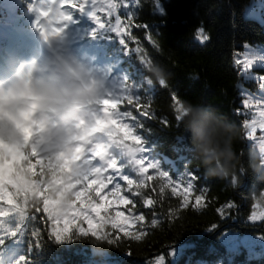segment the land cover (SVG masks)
I'll use <instances>...</instances> for the list:
<instances>
[{"label": "trees", "instance_id": "1", "mask_svg": "<svg viewBox=\"0 0 264 264\" xmlns=\"http://www.w3.org/2000/svg\"><path fill=\"white\" fill-rule=\"evenodd\" d=\"M260 2L264 3V0H159L163 12L160 14L154 11L153 0H143L144 6L138 8L135 22L149 26L155 44L148 42L143 28H136L134 35L148 54H133L129 62L137 71H132L133 74L144 83L141 103L149 104L153 118L140 116L135 108H128V111H132L143 124L138 128L145 141L155 148L167 167H177L182 177L185 172L196 177L189 206L180 207L182 197L173 196L170 188L166 189L161 201L157 196L156 179L146 183L141 191L157 199L158 203L154 209H146L140 202L141 197L133 198L137 201V209L147 217L144 229L148 234L140 241L126 237L118 239L113 233L121 237L123 233L111 229L110 225H102L96 232L76 233L70 238L64 232L50 235L47 234L48 225L38 219L36 231L29 236V244L37 255L35 263L155 264V259L164 255L166 264L177 260L186 264L188 255H191L194 261L204 260L208 264H220L222 259L230 260V264H264V255L250 257L246 250L229 254L220 242V235L224 232L239 236L264 233V222L252 224L247 219L260 196L264 195V183L256 182L250 167L259 164L257 153L264 148V139L259 137L264 133L257 130L256 139L247 140L248 129L242 125L245 119L251 120L256 109H243L241 101L244 97L238 91V81L242 80L257 94L258 79L249 80L238 75V69L233 65L234 51H243L245 45L264 51V9L253 7ZM200 27L206 30L204 35L210 37L206 43L196 39ZM135 46L133 44L131 48ZM144 57L148 58L146 66H142ZM154 68L162 69L167 75L166 88L149 83L150 79L155 80ZM252 74L264 75V68L255 67ZM173 94L178 95V104H173ZM182 100L214 109L235 126L234 149L239 159L236 188L218 178L205 179V168L197 167L201 161L192 149L190 133L175 119ZM238 109L245 115H236ZM153 185L157 186L156 191L152 190ZM201 191L205 192L207 206L197 210L193 207L194 197ZM228 202H234L238 207L229 209L231 215L221 219L216 209ZM39 208L33 202L32 209L37 212ZM153 211L160 221L156 227L149 226L154 218ZM169 211H175L174 218L169 217ZM212 224H217L218 228L208 232ZM137 228L139 225L134 231ZM189 243H194L196 248L180 257V248ZM172 248L178 250L175 258L169 255Z\"/></svg>", "mask_w": 264, "mask_h": 264}, {"label": "clouds", "instance_id": "2", "mask_svg": "<svg viewBox=\"0 0 264 264\" xmlns=\"http://www.w3.org/2000/svg\"><path fill=\"white\" fill-rule=\"evenodd\" d=\"M152 72L155 80L149 83L166 88L164 71L154 68ZM105 95L103 76L71 55L20 61L0 77V134L51 161V174L62 170L65 184L84 180L93 170L100 176L112 164L139 177L142 148L129 145L111 123L118 115L105 111ZM175 116L190 133L192 149L201 161L197 167L205 168V179L218 178L236 188L235 126L225 115L190 100L180 101ZM24 129L27 136L22 134ZM257 158L259 164L250 167L256 182L264 183V148ZM65 198L71 200V193Z\"/></svg>", "mask_w": 264, "mask_h": 264}, {"label": "snow or ice", "instance_id": "3", "mask_svg": "<svg viewBox=\"0 0 264 264\" xmlns=\"http://www.w3.org/2000/svg\"><path fill=\"white\" fill-rule=\"evenodd\" d=\"M62 2L70 7L75 6L82 14V17L90 19L95 23V26L98 29L102 30V35L109 36L108 33H114L117 38L116 42L120 45L119 51L122 54H127L130 57L133 54L136 56L138 54H148L147 50L133 34L132 28H143L145 30V38L150 44H155V41L152 39L149 26L144 23H136V14L129 10L132 7L142 8L144 6L143 0H103V3H106V8H103L102 10H105L109 17H115L114 23L112 20L107 22L100 20L97 15V0H82V2H80V0H62ZM153 7L155 12L163 14L159 5V0H153ZM253 7L264 9V3H261L258 6L254 5ZM121 8H123L126 12V16L124 18H122L119 14V10ZM60 15L65 19H75L74 15L71 14H64L62 12ZM205 31L206 30L202 27L198 28L196 31V39L200 43H206L210 40L208 35H204ZM109 37L113 42L112 37ZM125 37H127V40ZM129 41L136 46L134 48H130ZM233 65L238 69V75H241L249 80L258 79L259 92L257 94L244 91L241 92V95L244 97L241 101V107L250 111L254 108L256 109L251 120L249 121L248 119H245L242 126L245 129H248L246 133L247 140L256 139L254 134L257 130L264 133V104L260 103L264 102V75L257 77L252 74V70L255 67L264 68V51L245 45L243 51L239 49L234 51ZM129 66L132 67L131 64ZM135 97L136 98L128 96L118 99H126L127 105H131L135 108L140 116L152 119L153 114L149 112V104H142L138 93L135 94ZM171 99L173 104L179 103L177 94L171 95ZM117 115L121 120L125 121V123L121 125L122 131L134 133V129L137 126H140V128L143 127V124L139 121L136 115H133L132 111H120ZM236 115H245V113H242L238 109L236 110ZM256 117H258V119ZM175 119L179 120V117L176 116ZM129 120L135 121V123H129ZM163 122L167 124V121ZM142 137L143 136L140 133H134L129 135L127 139L132 140L135 143H143L141 139ZM259 139H264V135H261ZM143 151L144 149H142V152ZM33 155H35V153H33ZM97 155H99V153H97ZM139 164V179L134 180L130 178V176L125 173L124 167L112 164L110 166L111 173L106 177L93 178L96 176V170L86 177L83 183L79 184V187L76 188L71 200H66L65 195L61 193V199L46 201L43 210H38V212L43 214V222L48 225L47 234L56 235L57 233L64 232L70 238L73 234L81 233L86 229L83 226H78L79 222L80 224L86 223L87 226L91 224H103L105 226L110 224L111 229H119L120 232H123V237L113 233L118 239L126 237L132 241L142 240L148 234L144 229V223L147 220V217L144 212L137 209L136 200H133L125 195H121L122 186L118 181H124L126 183L127 188L124 189V191L130 192L131 196L141 197L140 202L146 209H154L158 203L157 199H154L151 195H144L141 191V189L146 186V181H153L154 179H156L158 184L159 190L157 196L161 201L164 198L166 189L170 188L173 196L182 197L180 207L187 208L189 206L190 196L195 191L194 181L196 180V177L194 175H189L185 172L184 177H187V179L184 177H181L178 180L173 179L166 171L161 170L160 161L155 159L151 153H145L139 160ZM38 165L40 166L39 171H35ZM52 166V162L49 160L37 158L35 163L31 160L25 169L26 174H21L16 182L10 181V185L12 188H15L17 184L25 186L37 185L38 182L35 180V177L37 175H41L42 170L45 167L51 168ZM149 169L154 170L156 174L155 177L147 174ZM109 185H112V190L108 194L102 195V193L105 192V189L109 188ZM182 185L183 187H181ZM133 186H135V189ZM156 187V185H153L152 190L156 191ZM178 189L180 191H178ZM109 195H111L113 199H109ZM11 196L13 195H7L5 190L3 192V196L0 197V201L9 200ZM194 199L195 204H193V207L195 209L200 210L207 206L205 203L207 197L204 191L195 195ZM113 205L125 206L129 215H125V211H116L115 216H112L111 214H108L107 217L101 215L102 212L107 213L108 209ZM262 205H264V195H261L259 201L253 206V210L247 217L248 221L252 223L264 222V208H261ZM236 207L238 206L234 202H228L225 205L218 207L216 212L221 219H224L231 215L228 210ZM256 208H261V210L257 212L255 210ZM152 214L154 218L149 222V226L156 227L160 221L155 218V211H153ZM175 214V211H169L168 213L170 218H174ZM61 223H63V227H60ZM122 225H139V228L133 232L126 230L122 227ZM217 228V224H212L208 228V232H213ZM257 241H260L259 245L257 244ZM220 242L227 248L229 254L235 253L243 247L248 249L250 257L254 255H264V233H261L256 237L248 235L241 237L224 232L220 235ZM257 247L261 249V252L257 253L255 251ZM195 248L196 245L194 243L186 244L179 250L180 257H184L185 254L190 253ZM209 251L215 252L214 249H210ZM169 255L177 256L174 248L169 251ZM155 264H166V257L164 255H159L155 259ZM173 264H180V260L173 261ZM186 264H208V262L204 260L194 261L191 255H188ZM220 264H230V260L226 261L222 259L220 260Z\"/></svg>", "mask_w": 264, "mask_h": 264}, {"label": "rangeland", "instance_id": "4", "mask_svg": "<svg viewBox=\"0 0 264 264\" xmlns=\"http://www.w3.org/2000/svg\"><path fill=\"white\" fill-rule=\"evenodd\" d=\"M261 3H263V2H260V4ZM261 208H263V207H261ZM261 208H256V211L259 212L261 210ZM101 215L103 216V213H101ZM256 223H261V222H256ZM98 225L99 224H91V225L88 226V228L91 231H95L97 229ZM122 227H124L125 229H128L130 227V225H122ZM237 236H239V235H237ZM248 236H252V235H248ZM241 237H243V236H241ZM253 237H256V236H253ZM259 243H260V241H257V244L258 245H259ZM242 250H246L249 253L248 249L247 248H243V247H241L238 251H242ZM175 251H176V254H177L178 253V250H175ZM255 251L257 253H259V252H261V249L259 247H257L255 249ZM259 256H261V255H254V257H259ZM172 257L175 258L176 256H172Z\"/></svg>", "mask_w": 264, "mask_h": 264}]
</instances>
